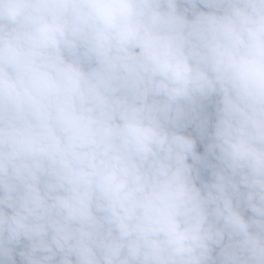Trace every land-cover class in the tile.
Here are the masks:
<instances>
[{"label": "clouds", "instance_id": "1", "mask_svg": "<svg viewBox=\"0 0 264 264\" xmlns=\"http://www.w3.org/2000/svg\"><path fill=\"white\" fill-rule=\"evenodd\" d=\"M0 264H264V0H0Z\"/></svg>", "mask_w": 264, "mask_h": 264}]
</instances>
